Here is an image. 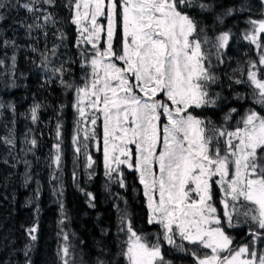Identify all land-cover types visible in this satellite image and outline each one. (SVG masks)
Returning a JSON list of instances; mask_svg holds the SVG:
<instances>
[{
	"label": "snow or ice",
	"instance_id": "1",
	"mask_svg": "<svg viewBox=\"0 0 264 264\" xmlns=\"http://www.w3.org/2000/svg\"><path fill=\"white\" fill-rule=\"evenodd\" d=\"M10 8L31 19L19 23L33 41L28 50L39 63L31 62L45 83L58 81L73 94L72 144L85 157L89 181L97 165L89 143L101 153L105 190L119 215L118 249L96 264H175L169 258L175 253L190 264H264V0H236L230 7L219 0H0V22ZM226 17L244 19L240 36L221 28ZM65 24L74 29V53ZM237 41H246L255 58L245 51L232 67ZM19 49L0 34V89L20 86ZM40 107L30 108L33 123ZM4 110L15 114L16 105L0 96V114ZM62 128L58 120L57 170ZM0 141L14 147L12 129ZM27 142L37 145L35 138ZM129 172L142 186L148 229L134 224L125 197L111 191V184L128 190ZM30 180L26 173L25 184ZM81 191L95 208L97 196ZM38 232V221L27 229L34 242ZM62 239L60 264H76L69 235Z\"/></svg>",
	"mask_w": 264,
	"mask_h": 264
},
{
	"label": "trees",
	"instance_id": "2",
	"mask_svg": "<svg viewBox=\"0 0 264 264\" xmlns=\"http://www.w3.org/2000/svg\"><path fill=\"white\" fill-rule=\"evenodd\" d=\"M235 2L236 0H219V3L225 7H230ZM57 11L60 17L67 15L65 9ZM217 11L222 12L223 8H218ZM246 18L247 15H245ZM253 18L256 17L253 16ZM24 19H28L25 11L17 9L15 17L10 16L8 20L0 22V34L7 39H14L20 45L16 53L15 70V82L20 86L0 89V96L16 105L15 114L9 111L7 115L8 128L15 130V156L0 158V231H2L0 232V251L5 250L6 246L11 248L6 254L7 259L3 258L0 264H29V261L31 264H60L57 250L65 243L62 239L63 233L69 235L68 243L73 246L70 251L75 253L76 264H96L97 257L111 260L118 249L119 215L112 196L105 190L106 178L103 175L101 156L93 157L97 161L96 175L89 181L82 161L76 156L72 146L73 94L65 93L58 81L45 83V74L31 62L35 60L39 63V57L28 50L33 41L26 35V29L20 26L19 22ZM28 22L30 23L31 19H28ZM206 23L211 24L212 17H208ZM224 27L232 29L236 36H240L246 24L244 19L226 17L225 25L221 28ZM63 30L69 35L68 51L74 53L75 49L71 47V40L75 35L73 26L65 24ZM43 39L41 36L37 44L40 48L44 47ZM52 43L53 38L49 35V48L52 47ZM244 46L243 41L232 44L230 54L233 60L243 58L242 51L238 52L234 47L244 49ZM7 53L11 56L13 50L7 49ZM250 55L254 57L251 51ZM8 63L10 64V61ZM73 68L79 76L78 66L73 65ZM8 80L11 81V76ZM36 103L41 105L38 112L39 119L31 125L27 115ZM61 104L67 107L61 110ZM58 120L63 124V151L59 170L52 164V157L55 155L54 145L57 143ZM28 127L31 128V138L27 140L35 138L37 140L35 148H32L26 138L19 137L20 131L25 133ZM1 143L4 144L0 141V152L3 150ZM29 149L32 150L29 151ZM73 171L76 172L75 181ZM26 173L31 177L27 184L24 181ZM53 175H56V180L52 179ZM126 175L128 190L125 191L118 185L111 184V191L119 192L125 197L134 224L138 228L148 229L151 226L144 223L146 209L140 192L142 187L134 173L129 172ZM59 189H62V193L58 191ZM81 189L93 192L97 196L95 208L89 206L87 197ZM37 207L40 209L38 214ZM120 207L123 208L124 204L121 203ZM61 220L64 221L63 224L60 223ZM37 221L39 223L38 240L34 242L28 236L27 229ZM239 231V229L230 230L233 236L242 240L243 237L237 235ZM25 252L28 253L27 256ZM169 258L173 259L175 264H190L180 253H175Z\"/></svg>",
	"mask_w": 264,
	"mask_h": 264
},
{
	"label": "rangeland",
	"instance_id": "3",
	"mask_svg": "<svg viewBox=\"0 0 264 264\" xmlns=\"http://www.w3.org/2000/svg\"><path fill=\"white\" fill-rule=\"evenodd\" d=\"M4 11V14H5V16H6V19L5 20H8L9 18H10V16H12V17H15L16 16V11H17V9H15V8H10V9H4L3 10ZM245 15H247V14H245ZM252 15L254 16V17H256V18H258V10L256 9V8H254L253 9V13H252ZM244 42V49L243 48H237V47H234V49L236 48V50L239 52V50L240 51H242V53H243V50L244 51H249L250 50V48H251V46L246 42V41H243ZM250 47V48H246V47ZM234 54H235V52H234ZM249 54H250V51H249ZM252 54H253V52H252ZM235 61H236V59L235 60H233V63H232V67H236V63H235ZM8 113H9V111L8 110H4L3 111V113L2 114H0V119H1V130H0V136H2V137H6V136H8V133H9V118H8ZM27 119H28V121L30 122V124L31 125H34V123L31 121V119H30V114L29 115H27ZM74 123H75V116H74ZM28 130H26V132L24 133V132H22V131H20V134H19V137L20 138H31V128H27ZM75 130V129H74ZM12 131L15 133V130L12 128ZM72 146H73V144H72ZM1 147H3V150L0 152V158L1 159H4V157L5 158H8L9 156L10 157H14L15 156V153H14V151L16 150V148L15 147H12V146H9V145H7V144H2L1 143ZM73 149H74V146H73ZM89 152H90V154H92V156L94 157L95 155H97V156H101V153H99V152H97L96 151V149H95V146L93 145V144H91V143H89ZM76 156L78 157V158H80V160L82 161V165H83V168H84V170H85V172H87V171H89V170H87L86 169V167H85V157H84V155L81 153V154H76ZM101 161H102V156H101ZM25 181V180H24ZM142 187V186H141ZM1 233H2V231H0ZM1 235V234H0ZM14 245V244H13ZM12 245V246H13ZM5 250H3V251H0V254H2V256H0V263H1V261L3 260V258H6L7 259V256H6V254L8 253V251L11 249L9 246H6L5 248H4Z\"/></svg>",
	"mask_w": 264,
	"mask_h": 264
}]
</instances>
